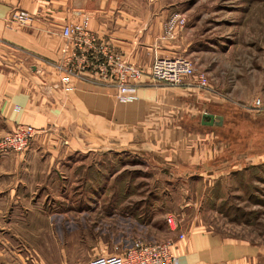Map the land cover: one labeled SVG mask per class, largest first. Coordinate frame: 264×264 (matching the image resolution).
I'll list each match as a JSON object with an SVG mask.
<instances>
[{"label":"rangeland","instance_id":"obj_1","mask_svg":"<svg viewBox=\"0 0 264 264\" xmlns=\"http://www.w3.org/2000/svg\"><path fill=\"white\" fill-rule=\"evenodd\" d=\"M165 1L171 12L167 23L184 22L174 32L179 41L173 58L190 59L197 73L207 76V88L200 89L210 111L223 117L222 125L201 127L198 120L189 125L192 133L169 135L180 146L186 139L191 146L202 142L193 156L199 163L177 165L181 157L175 155L163 162L158 153L131 145L69 157L60 176L36 186L38 192L23 190L18 205L0 196L5 210L0 212V264H88L138 240L175 244L204 232L254 247V258L241 264H264V0ZM82 15L88 14L78 13L67 24ZM92 33L109 47L98 54L99 75L102 70L113 74L118 58L127 60L113 51L111 40ZM62 62L80 70L73 58ZM141 69L150 74L151 69ZM83 78L92 74L84 71ZM19 126L31 125L19 124L0 139ZM153 136L147 143L159 135ZM131 142L142 143L139 135ZM31 144L24 153L8 155L24 156Z\"/></svg>","mask_w":264,"mask_h":264},{"label":"crops","instance_id":"obj_2","mask_svg":"<svg viewBox=\"0 0 264 264\" xmlns=\"http://www.w3.org/2000/svg\"><path fill=\"white\" fill-rule=\"evenodd\" d=\"M21 11L33 17L31 27L13 23ZM78 13L90 15L91 30L147 72L156 56L173 58L178 51L179 34L171 39L166 32L171 12L165 0H0V136L19 124L38 131L24 156H0V196L12 198V205L19 204L23 190L38 192L36 186L45 187L55 174L60 176L66 160L86 149L131 145L135 151L158 153L163 162L175 155L181 157L177 165L190 163L202 142L191 146L186 139L180 146L173 136L192 133L189 125L198 120L201 127L207 126L204 116L216 115L193 80L175 88L140 87L138 100L131 103L120 102L115 89L75 77L65 82L57 65L73 56L75 48L61 32ZM150 134L159 135L154 143H147ZM136 135L142 143L133 145ZM173 251L180 264H241L256 255L251 245L211 232L191 234L189 240L177 241Z\"/></svg>","mask_w":264,"mask_h":264},{"label":"built area","instance_id":"obj_3","mask_svg":"<svg viewBox=\"0 0 264 264\" xmlns=\"http://www.w3.org/2000/svg\"><path fill=\"white\" fill-rule=\"evenodd\" d=\"M177 18H172L167 23L168 33L174 38L175 33L184 22H178ZM34 22L32 16L27 12H19L13 23L19 27H31ZM62 36L75 43V51L70 58L75 59L80 70L73 72L67 69L64 64L57 65L59 72L63 73L64 81H69L75 77L86 81L91 85L117 90V99L123 103H131L138 100L137 90L148 85H165L168 87H181L188 80H193L199 88L205 89L208 86V78L205 74H198L193 62L185 57L160 58L156 57L148 75L140 67L118 58L116 72L106 74L98 73V54L109 47L104 48L98 38L91 31V18L82 15L78 22L63 26ZM71 62V60H70ZM69 62V63H70ZM88 70H90L88 72ZM78 71V72H77ZM84 71L91 73L94 71L92 79L83 78ZM260 104V102H258ZM36 130L31 126H19L10 136L0 139V156L12 153H24L30 146ZM168 223L172 230L176 224L172 217L168 218ZM181 239L185 235L181 234ZM173 242H161L148 244L142 240L133 242L121 253L99 256L88 264H180V259L173 251Z\"/></svg>","mask_w":264,"mask_h":264},{"label":"water","instance_id":"obj_4","mask_svg":"<svg viewBox=\"0 0 264 264\" xmlns=\"http://www.w3.org/2000/svg\"><path fill=\"white\" fill-rule=\"evenodd\" d=\"M208 118L209 121L206 122L205 119ZM223 123V117L216 116L213 114L205 115L203 124L207 126H214V125H222Z\"/></svg>","mask_w":264,"mask_h":264}]
</instances>
